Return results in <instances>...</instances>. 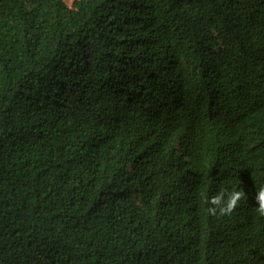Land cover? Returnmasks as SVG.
<instances>
[{
    "label": "trees",
    "instance_id": "trees-1",
    "mask_svg": "<svg viewBox=\"0 0 264 264\" xmlns=\"http://www.w3.org/2000/svg\"><path fill=\"white\" fill-rule=\"evenodd\" d=\"M261 186L264 0H0V264H264Z\"/></svg>",
    "mask_w": 264,
    "mask_h": 264
},
{
    "label": "clouds",
    "instance_id": "clouds-1",
    "mask_svg": "<svg viewBox=\"0 0 264 264\" xmlns=\"http://www.w3.org/2000/svg\"><path fill=\"white\" fill-rule=\"evenodd\" d=\"M247 195L243 189H234L231 191L221 190L206 199V212L211 217L230 216L238 207L239 202L247 200ZM256 211L259 215L264 216V186H261L254 197Z\"/></svg>",
    "mask_w": 264,
    "mask_h": 264
},
{
    "label": "rangeland",
    "instance_id": "rangeland-1",
    "mask_svg": "<svg viewBox=\"0 0 264 264\" xmlns=\"http://www.w3.org/2000/svg\"><path fill=\"white\" fill-rule=\"evenodd\" d=\"M63 2L67 5L70 6L73 2V0H63Z\"/></svg>",
    "mask_w": 264,
    "mask_h": 264
}]
</instances>
